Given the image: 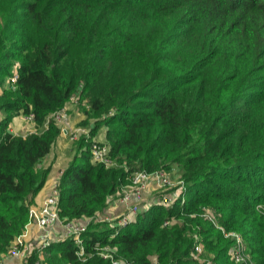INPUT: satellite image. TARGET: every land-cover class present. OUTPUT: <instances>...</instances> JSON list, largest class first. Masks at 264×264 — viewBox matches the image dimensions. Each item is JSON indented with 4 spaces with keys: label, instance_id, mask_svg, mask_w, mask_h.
I'll use <instances>...</instances> for the list:
<instances>
[{
    "label": "trees",
    "instance_id": "1",
    "mask_svg": "<svg viewBox=\"0 0 264 264\" xmlns=\"http://www.w3.org/2000/svg\"><path fill=\"white\" fill-rule=\"evenodd\" d=\"M11 54L19 64L0 111L32 114L36 130L0 122V260L47 179L42 161L62 131L52 114L79 93L107 112L117 164L94 162L86 136L76 141L59 207L92 218L85 252L67 238L46 264H112L97 242L124 264H193L198 241L220 260L234 242L221 226L241 233L250 264H264V0H0V69ZM173 167L189 184L183 201L153 204L116 235L95 221L134 171Z\"/></svg>",
    "mask_w": 264,
    "mask_h": 264
},
{
    "label": "built area",
    "instance_id": "2",
    "mask_svg": "<svg viewBox=\"0 0 264 264\" xmlns=\"http://www.w3.org/2000/svg\"><path fill=\"white\" fill-rule=\"evenodd\" d=\"M52 116L55 117L61 125V133L69 135L72 140L76 141L79 140L82 135L86 136L88 144L84 146V149H89L91 158L94 162L104 164L107 167L117 164L116 159L111 154V145L109 142L97 136L91 138L92 126L90 128L79 127V132L70 130L67 122L69 121V117L66 106L54 112ZM27 117L29 120L33 121L34 124L33 115L30 114L27 115ZM34 130L36 129L33 125V128L28 132ZM128 179L129 180L123 182L116 192L107 200L106 207H109L110 210H117L115 214H109L105 212V209L94 218L95 221L100 220L109 223L112 229V235H116L123 226L134 221L140 212L148 210L153 204L158 203L171 206L176 201H183L188 194L186 190L178 188L173 193L162 192L157 198L152 200L144 199L145 194L151 190L163 189L171 183V174L164 169L154 171L137 170L134 171ZM181 186H183V184H181ZM91 219V217H88L70 220L61 216L59 207V181L56 180L52 192L45 198L42 205L40 207L30 206L29 221L25 229L13 239L5 253L23 258L26 264H46L45 254L48 252L47 249L54 243L72 238L80 245L77 253L80 256L84 255L85 245L83 234L87 231ZM30 222H35L40 229L38 240L35 243H31L25 237L27 234V226ZM220 229L223 230L225 234L230 235L234 241L231 256L237 261L242 260L243 263L246 262L248 264L251 259L250 257H244L246 244L241 233L235 230L226 231L222 226ZM112 235H109V238H111L110 236ZM198 238L199 236H196V239ZM97 243L101 254L113 258V261L117 260L111 254L110 251L112 249L108 244L104 245L100 244V242ZM194 249H200L199 244L195 243ZM119 262L124 263L122 260H117L116 263Z\"/></svg>",
    "mask_w": 264,
    "mask_h": 264
},
{
    "label": "rangeland",
    "instance_id": "3",
    "mask_svg": "<svg viewBox=\"0 0 264 264\" xmlns=\"http://www.w3.org/2000/svg\"><path fill=\"white\" fill-rule=\"evenodd\" d=\"M194 7L195 8H193L194 9L193 11H195L196 9H198L200 11L203 10L201 8L202 6L198 5V6H194ZM194 14H195V12L194 13L189 12L188 16L192 17ZM188 26H189V24L185 25V27H188ZM192 32L190 31L188 33H185L186 36H182L180 38L181 40H183V41L185 40L187 42L186 45L190 41ZM172 43L173 42H171V44ZM172 45H175V44H172ZM170 51L174 52V50H170ZM6 62H7V65L5 66V68L0 69V94L2 93V91L4 90V87L6 85L14 83L17 67L19 64V57L16 54H11L7 58ZM10 71H11V74H9ZM65 106H66L67 111H68L69 119L73 118L75 120V122L77 123L75 125V124H71V123H69V121H67L70 130H73L75 132H79L80 131L79 127H85V128L89 127L90 128L92 125L95 126L97 123L98 124L101 123L103 127L98 130L99 131L98 135L102 134L104 136V139L106 138V129H107L106 128V121L109 117L108 116H107V118H104V117L107 115V112L102 113V114L93 112L90 109V103H89L88 99H86V98L81 99L79 93L74 94V96L71 97L67 101ZM9 113L10 112L6 111V110L0 111V122L7 123V124L9 123L8 129L10 127H14V129H20L25 124V122L30 123L29 120H27L26 116L21 115V114L14 116L11 119H9L10 118L8 116ZM114 123H117V121H114L109 125H111V126L117 125ZM101 124H99V125L101 126ZM16 131L18 134L22 133L18 130H15V132ZM101 132H103V133H101ZM76 141L72 140L69 135L61 133L59 135V137L57 138L55 145H54V148L51 151V153L48 154L42 161V166L51 167V169L56 170V173L59 176V178H57L58 181L60 179L62 172L66 168L67 164L73 160V158L76 154L79 153ZM167 171H169L171 174V179H172L171 183L168 186L164 187L163 189L162 188L161 189H153L150 192L146 193L145 197H144L145 200H152L154 198H157L162 192L173 193L178 188H180L181 190L184 189L188 193L189 184L186 182V180L184 178L181 177L180 173H178V169L173 167L171 169H167ZM181 184H183V186H181ZM257 208H259L261 211L264 212V204H262V203L257 204ZM116 211L117 210H113V209L110 210L109 207H106V210H105V212H107L109 214H115ZM208 213H210L212 215L211 212H208ZM97 222L100 223V225H104V221L97 220ZM216 223H217L216 226L220 227L219 222H216ZM221 231H222L224 237H226L228 239L231 238V236L225 234L223 232V230H221ZM226 231H228V230H226ZM199 237H202V235H200ZM196 244H199L200 249H196V250L194 249V251L191 254V256L193 258V261H192L193 264H195V262H197L198 264H229L230 261L232 259H234L230 255L228 257H226V255H225L222 259L218 260L215 256V253L213 251H210L207 248H205V246L203 245V243L201 241L196 242ZM231 250H232V246L229 248L228 253H230ZM110 252L118 261L120 260V258L117 257L118 252H114L113 250H111ZM48 256H49L48 254H45V258ZM244 257H250V259H251V254L248 250L247 244H246V250L244 253ZM104 258L108 259L107 256H105ZM117 260H114V262H111V263L112 264H124L121 262L116 263ZM234 261L236 262V264L243 263L242 260L237 261L234 259ZM250 262H251V260L248 263L250 264ZM83 263L84 262L82 260V262L80 264H83ZM244 264H247V263L245 262Z\"/></svg>",
    "mask_w": 264,
    "mask_h": 264
},
{
    "label": "crops",
    "instance_id": "4",
    "mask_svg": "<svg viewBox=\"0 0 264 264\" xmlns=\"http://www.w3.org/2000/svg\"><path fill=\"white\" fill-rule=\"evenodd\" d=\"M25 116L27 120H29L27 115ZM29 122L30 123L25 122V124L20 129H14V127H10L9 130L14 131V132L15 130H18L22 133H26L29 130H31L34 125L33 121L29 120ZM69 123L75 124V125L77 124L73 118L69 119ZM98 133H97V137L104 139V136L102 134L98 135ZM57 178H59V176L56 173V170L51 169L50 167L45 183L43 184L41 189L37 192V194L32 198L31 205H30L31 207H40L42 205L45 198L52 192L53 185L55 181L57 180ZM39 234H40V229L38 228L36 223L30 222L29 225L27 226V234L25 236L26 239L30 241L31 243H35L38 240ZM0 264H26V263H25V260L19 256L3 253V255L1 256Z\"/></svg>",
    "mask_w": 264,
    "mask_h": 264
}]
</instances>
